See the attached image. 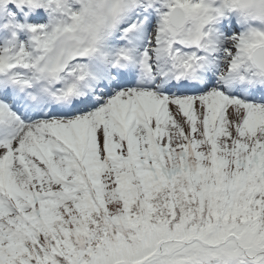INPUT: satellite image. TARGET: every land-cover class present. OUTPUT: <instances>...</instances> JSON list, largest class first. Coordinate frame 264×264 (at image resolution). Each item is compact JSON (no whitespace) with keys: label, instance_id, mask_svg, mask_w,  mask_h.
Returning a JSON list of instances; mask_svg holds the SVG:
<instances>
[{"label":"snow or ice","instance_id":"6c2138e0","mask_svg":"<svg viewBox=\"0 0 264 264\" xmlns=\"http://www.w3.org/2000/svg\"><path fill=\"white\" fill-rule=\"evenodd\" d=\"M0 264H264V0H0Z\"/></svg>","mask_w":264,"mask_h":264}]
</instances>
